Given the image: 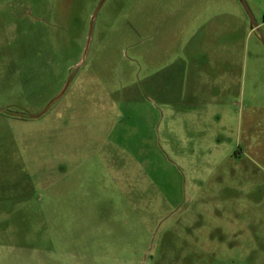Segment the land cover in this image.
Returning a JSON list of instances; mask_svg holds the SVG:
<instances>
[{
  "label": "rangeland",
  "instance_id": "obj_1",
  "mask_svg": "<svg viewBox=\"0 0 264 264\" xmlns=\"http://www.w3.org/2000/svg\"><path fill=\"white\" fill-rule=\"evenodd\" d=\"M244 1L0 0V264H264Z\"/></svg>",
  "mask_w": 264,
  "mask_h": 264
},
{
  "label": "water",
  "instance_id": "obj_2",
  "mask_svg": "<svg viewBox=\"0 0 264 264\" xmlns=\"http://www.w3.org/2000/svg\"><path fill=\"white\" fill-rule=\"evenodd\" d=\"M243 6L246 8V10H248V12L250 13V16H251V19H252V27L254 28L256 26V22H255V19H254V16L253 14L251 13L247 3L243 0Z\"/></svg>",
  "mask_w": 264,
  "mask_h": 264
},
{
  "label": "crops",
  "instance_id": "obj_3",
  "mask_svg": "<svg viewBox=\"0 0 264 264\" xmlns=\"http://www.w3.org/2000/svg\"><path fill=\"white\" fill-rule=\"evenodd\" d=\"M240 150H241V154L245 152V150L242 147H240Z\"/></svg>",
  "mask_w": 264,
  "mask_h": 264
},
{
  "label": "flooded vegetation",
  "instance_id": "obj_4",
  "mask_svg": "<svg viewBox=\"0 0 264 264\" xmlns=\"http://www.w3.org/2000/svg\"><path fill=\"white\" fill-rule=\"evenodd\" d=\"M255 27H256V26H255ZM255 27H254V28H255Z\"/></svg>",
  "mask_w": 264,
  "mask_h": 264
}]
</instances>
